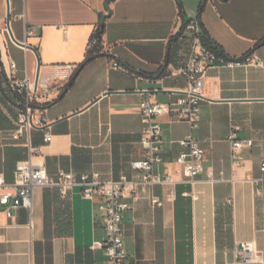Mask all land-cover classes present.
I'll use <instances>...</instances> for the list:
<instances>
[{
    "label": "crops",
    "instance_id": "obj_1",
    "mask_svg": "<svg viewBox=\"0 0 264 264\" xmlns=\"http://www.w3.org/2000/svg\"><path fill=\"white\" fill-rule=\"evenodd\" d=\"M194 17L223 54L252 62L208 70L210 100L201 103L197 128L171 114L156 119L165 146L158 170L174 182L150 190L165 200L162 207L146 196L124 214L126 264H228L237 243L250 240L264 256V44L257 46L264 39V0H0V174L7 183L28 159V142L40 149L33 163L50 176L61 170L102 181L132 176L131 163L143 157L140 104L174 102L185 89L181 69L193 50L187 25ZM102 23L101 55L44 104L49 125L14 140L18 108L7 60L16 62L18 78L31 80L38 60L42 74L59 64L78 67ZM115 61L126 70L114 68ZM233 123L255 142L239 165L227 140ZM189 136L206 150V170L194 183L175 162L178 142ZM106 236L99 203L79 187L67 196L36 187L32 209L19 208L12 218L0 204V264H108Z\"/></svg>",
    "mask_w": 264,
    "mask_h": 264
},
{
    "label": "built area",
    "instance_id": "obj_2",
    "mask_svg": "<svg viewBox=\"0 0 264 264\" xmlns=\"http://www.w3.org/2000/svg\"><path fill=\"white\" fill-rule=\"evenodd\" d=\"M187 30L194 39L191 55L181 69V73L186 76L187 85L174 102H154L151 99L141 102L140 111L145 123L141 138L143 157L131 163L134 174H123L120 179L112 181H102L98 174L64 170L59 171L56 176H50L43 165L33 163L32 158L40 149L32 147L28 142L29 157L18 162L14 181L7 183L5 177L0 174V204L6 206L9 218H12L15 210L19 208L32 209L36 187H57L62 196H67L70 190L79 187L84 198L99 203L107 231L106 239L101 245L108 258V264H126L128 254L122 224L124 214L133 208L135 202L146 196L153 207H162L165 200L150 193V190L154 185L174 182L170 174L158 170L164 164L165 146L163 127L156 119L171 114L177 119L189 122L191 128H197L201 121V103L210 100L207 94L208 70L214 66H237L252 62L249 56L236 59L213 50L203 40L201 22L197 17L189 21ZM33 34L32 30L27 31V36ZM95 44L96 38L92 37L89 49ZM113 66L126 70L117 61ZM77 69L75 64H59L51 74H42L39 71L37 80H31L28 76L18 78L16 62L7 60L6 74L18 108L16 127L12 134L14 140L22 138L30 129L45 128L49 125L43 113L44 104L54 93L64 91ZM240 131L241 126L233 123L227 137L235 165L245 160L243 151L255 144L253 139L242 138ZM51 141L52 134L48 132L45 142ZM178 144L181 150L175 162L180 166L183 178L194 183L195 178L206 170V150L192 136L180 140ZM260 171L261 181H264V160L261 162ZM210 177L212 178V174ZM193 197L196 198V195L193 194ZM228 264H264V256L255 240L242 241L237 243L235 260Z\"/></svg>",
    "mask_w": 264,
    "mask_h": 264
},
{
    "label": "trees",
    "instance_id": "obj_3",
    "mask_svg": "<svg viewBox=\"0 0 264 264\" xmlns=\"http://www.w3.org/2000/svg\"><path fill=\"white\" fill-rule=\"evenodd\" d=\"M203 9H204V4L201 3V5L199 6V14L202 13ZM103 30H104V24L102 23L101 26L98 27L97 31L93 35V37L96 38L95 46L93 48H90V50L87 53V56H86L85 60L78 66L77 71L75 72V74L73 75V77L69 81V83L65 86L64 91L72 84V82L74 81V79L76 78V76L78 75L80 70L85 65H87L89 62H91L92 60L97 58L99 55H101L100 49H101V45H102L101 37H102V34H103ZM98 35H100V37ZM202 36H203V40H204V42L206 44H208L216 52L222 54V51L220 50V48L209 38L207 32L205 31V29L203 27H202ZM262 44H264V39L259 44H257V46H260Z\"/></svg>",
    "mask_w": 264,
    "mask_h": 264
},
{
    "label": "water",
    "instance_id": "obj_4",
    "mask_svg": "<svg viewBox=\"0 0 264 264\" xmlns=\"http://www.w3.org/2000/svg\"><path fill=\"white\" fill-rule=\"evenodd\" d=\"M98 36L100 37V35H98ZM22 45H26V44H22ZM40 67H41V63H40V61L38 60V71H37V75H36V80H37L38 75H39Z\"/></svg>",
    "mask_w": 264,
    "mask_h": 264
}]
</instances>
